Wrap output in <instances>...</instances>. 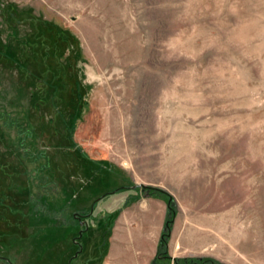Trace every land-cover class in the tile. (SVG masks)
<instances>
[{
    "label": "rangeland",
    "instance_id": "374dc122",
    "mask_svg": "<svg viewBox=\"0 0 264 264\" xmlns=\"http://www.w3.org/2000/svg\"><path fill=\"white\" fill-rule=\"evenodd\" d=\"M144 188L171 260L264 264V0H0V264H99L121 197L160 241Z\"/></svg>",
    "mask_w": 264,
    "mask_h": 264
},
{
    "label": "crops",
    "instance_id": "0c3cea01",
    "mask_svg": "<svg viewBox=\"0 0 264 264\" xmlns=\"http://www.w3.org/2000/svg\"><path fill=\"white\" fill-rule=\"evenodd\" d=\"M129 200L131 197L114 200V203H119L121 211L112 223L105 253L95 256L100 258L99 264H151L156 255L165 205L162 201L152 198L131 204ZM200 248L199 245V252L193 250L194 253L190 255L202 254ZM177 249L175 247L172 258L180 257V254L176 253ZM72 263L84 264L78 256L72 259Z\"/></svg>",
    "mask_w": 264,
    "mask_h": 264
},
{
    "label": "trees",
    "instance_id": "16d2710c",
    "mask_svg": "<svg viewBox=\"0 0 264 264\" xmlns=\"http://www.w3.org/2000/svg\"><path fill=\"white\" fill-rule=\"evenodd\" d=\"M6 123H8V122H6ZM23 132L25 133V138H27V136L31 135V131H29V130L26 132L23 130ZM22 147H23V145H22ZM24 155L26 157H28L26 152H24ZM41 155H42V153L38 152L37 155H31V157L32 158L34 157V159L37 160L38 158L42 157ZM43 167H44V169L46 168V166H43ZM44 169L40 168V171L36 172L37 175L40 174V172H42ZM42 174H43V172H42ZM42 176L39 175V178ZM40 181H42L41 183H43V182L47 183L48 182L47 176H43L42 178H40ZM49 183L50 182H48V184ZM40 187H43V186L41 185ZM143 191H147L148 196L157 197V198L160 197L161 199H164L167 203V220H166V223H165V226L163 228L162 235H161V238L159 241L158 251H157L156 257L153 259L151 264H171V261L173 262V264H219L218 262H215V261H212L209 259H174V260H171V258L169 257V255L167 253V243L169 240L171 227H172L173 219L175 216V204L173 203L170 196L164 192L157 191V190L151 189V188H144ZM37 203L34 202L32 204L37 205Z\"/></svg>",
    "mask_w": 264,
    "mask_h": 264
}]
</instances>
